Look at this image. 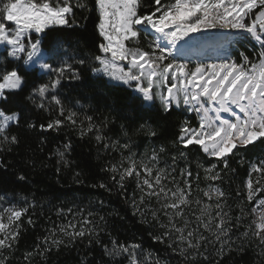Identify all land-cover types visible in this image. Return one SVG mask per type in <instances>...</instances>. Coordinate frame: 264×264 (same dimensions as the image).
<instances>
[{
  "label": "snow or ice",
  "instance_id": "snow-or-ice-1",
  "mask_svg": "<svg viewBox=\"0 0 264 264\" xmlns=\"http://www.w3.org/2000/svg\"><path fill=\"white\" fill-rule=\"evenodd\" d=\"M141 8L142 0H95L96 30L101 42L97 45L99 54L91 57L90 71L93 76L127 86L132 92V103L154 106L158 102L165 113L174 106L194 111L198 126L182 121L180 134L173 143L183 149L199 146L207 156L222 163L223 169L229 168V159L241 150L262 149L260 156L247 161L246 195L238 206L239 216L233 217L230 207L224 210L228 207V196L213 183L222 178L223 169L217 171V163L207 167L197 165L203 169L208 184L206 188L199 187L197 171L194 193L190 166L180 169L179 181L173 174L174 166H159L160 153L166 151L164 146L137 159L130 142L121 144L119 139L112 140L102 134L114 117H105L97 124L92 116L81 117V113L65 106L59 94L62 82L81 81L75 65H85L86 60L56 61L63 48L57 30L76 24V9L91 11L85 0H0V47L3 48L0 100L7 101L11 95L21 97V105L30 102L49 112L55 109L57 118L49 120L47 125L41 124V129L59 131L61 127H73L81 137L93 134L105 151H118L120 159L109 162L104 171L111 173L110 179L121 190L126 189L128 179L135 180L136 190L130 197L133 214L155 230L148 234L153 241L184 258L185 264L210 261V256L215 257V264H220L234 250V245L236 251L243 252L244 242L252 240L257 241L256 247L264 256V195H260L264 193V0H152L151 10L141 12ZM222 39L225 44L219 45L220 49L228 43L249 40L259 44L261 50L255 60L240 53L239 62L219 56L211 62L192 63L191 54L202 41ZM37 70L47 79L22 96L27 75ZM222 113H230L231 118H225ZM19 120V112L0 109V152L10 151L18 143L17 136L9 134V128L18 125ZM137 131L157 135L147 121ZM63 148L64 151L57 149L55 154L60 162L70 166L66 152L71 150V141ZM179 155L186 159L188 153L181 151ZM172 159L174 165L176 157ZM240 163L245 161L241 159ZM3 166L0 159V167ZM94 187L111 191L103 181ZM4 199L0 196V200ZM253 200L256 204L251 209L242 206ZM33 206L26 202L0 207V264H10L21 231L19 221ZM57 215H71V219L46 229L47 235L35 249L24 254L25 264H31L34 255L46 257L53 248L58 250L78 239L87 238L89 245L94 240L101 244L103 228L96 222V214L89 211L85 215L83 210L74 212L69 208L58 209ZM246 216L252 217L251 222L233 240L234 229ZM99 219L104 221L103 216ZM28 223H34L31 216ZM101 247L109 264H168L141 243H121L112 237Z\"/></svg>",
  "mask_w": 264,
  "mask_h": 264
},
{
  "label": "trees",
  "instance_id": "trees-1",
  "mask_svg": "<svg viewBox=\"0 0 264 264\" xmlns=\"http://www.w3.org/2000/svg\"><path fill=\"white\" fill-rule=\"evenodd\" d=\"M85 2L91 11L76 9V24L57 30L63 48L56 55V61L86 60L85 65H75L82 76L81 81L62 82L63 87L59 94L65 106L81 113V117L85 114L92 116L97 124L104 121L105 117L110 119L114 117V120L103 128L102 134L112 140L119 139L121 144L130 142L137 159L145 153L150 155L152 149L158 150L164 146L166 151L160 153L159 166H174L176 172L173 174L178 181L181 179L180 169L190 166L193 173V192L195 193L197 186L195 180L197 171L200 173L199 187L206 188L208 182L204 180L203 169H198L197 165L207 167L211 163H217L216 159L207 156L197 145L183 149L179 144L173 143L180 134L182 121H189L192 127L198 126L197 114L188 113L183 107H173L172 111L165 113L160 109L158 102L154 106L132 103L130 99L132 92L127 86L116 85L106 77L99 78L91 73L90 68L93 66L91 57L99 54L97 45L101 42V38L96 30L98 15L95 0H85ZM151 5L152 0H142L141 12L151 10ZM44 47L48 51V44ZM260 50L253 41L240 42L233 51V56L238 62L240 53L255 60ZM46 79L47 77L39 70L27 75L22 96H27L36 84ZM20 99L21 97L9 95L7 101L0 100V109L9 113L13 111L20 113L19 124H12L9 128V134L16 135L18 143L12 145L10 151L0 152V159L4 164L0 167V196L5 197L4 200H0V207H6L9 203L24 205L26 202L34 206L30 207L19 221L21 231L10 264H25L24 254L35 249L40 239L47 235L46 229L71 219V215H57L58 209L69 208L74 212L78 209L83 210L85 215L89 211L96 214L95 220L103 228L99 237L101 244L109 243L112 237L121 243H141L144 249L160 255L162 259L168 261V264H185L184 258L172 253L163 244L153 241L148 234L155 230L150 224L143 222L139 215L133 214L130 197L136 190L135 180L128 179L126 189L121 190L110 179L111 173L104 171L109 162L115 163L120 159L119 152L105 151L94 139L93 134L81 137L78 129L73 127H61L59 131L41 129V124L47 125L49 120L57 118L56 110L53 109L51 112L42 110L30 102L21 105ZM145 121L156 130L155 137L148 135L146 131H137L139 125ZM33 123L36 126L29 127ZM125 132L128 133L127 136L124 135ZM69 141H71V150L66 152V158L71 164L65 166L55 153L57 149L64 151L63 145ZM181 151L188 153L186 159L180 158ZM261 151L260 148L251 147L247 151L241 150L229 159L228 169H223V164L217 163V171L223 169L222 178L213 183L219 185L227 194L228 207L224 210L228 211L230 207L233 217L240 215L238 206L246 195L244 185L249 170L247 161L255 160L261 155ZM124 155L127 156L128 153L125 152ZM173 157H176L174 165ZM241 159L245 163H240ZM57 168L60 169L59 172ZM77 173L79 176L76 175ZM20 176H24L25 179H19ZM253 179L255 180V174ZM77 180L82 183H77ZM102 181L111 191L94 187ZM152 203L155 205V201ZM255 204L256 200H253L242 206L251 209ZM29 216L33 224L28 223ZM101 216L104 217L103 222L99 219ZM251 219V216H246L240 222L233 231V240L245 230V225L251 222ZM244 243L243 252L236 251L234 245V250L227 253L220 264H264V256L260 255V250L256 247L257 241ZM101 244H97L94 240L89 245L87 238L78 239L72 244L62 245L58 250L53 248L46 257L34 255L30 258L31 264H109ZM211 251L212 249L209 248V253ZM200 264H215V257L210 256V261L202 260Z\"/></svg>",
  "mask_w": 264,
  "mask_h": 264
},
{
  "label": "rangeland",
  "instance_id": "rangeland-1",
  "mask_svg": "<svg viewBox=\"0 0 264 264\" xmlns=\"http://www.w3.org/2000/svg\"><path fill=\"white\" fill-rule=\"evenodd\" d=\"M195 35H196V36H200L201 34H200V33H196ZM209 41H210V40H209ZM209 41H202L201 43H202L204 46L209 47V46H210V45L208 44ZM240 42H249V40H240V41H236V42H234V43H228L227 45H225V48H224V49H220L219 46H216V47H219V49L222 50L223 52H224V50H225V52H224L223 54H222V52L219 53V54H211V53H208V54H206V55H204V56H200V57H191V61H192L193 64H194L195 61H197V60H199V61H201V62H211V60H213V59H217L219 56H229V57H231V58L236 59V58L233 56V51L237 49L238 44H239ZM253 42H254L257 46H259V44H257L255 41H253ZM206 43H207V45H206ZM259 47H260V46H259ZM2 51H3V48L0 47V55H1V52H2ZM236 60H237V59H236ZM190 66H191V65H190ZM181 107L187 109L185 106H181ZM189 112L192 113V112H194V111H189ZM222 115H223L225 118H231L230 113H222ZM254 206H255V205H254Z\"/></svg>",
  "mask_w": 264,
  "mask_h": 264
},
{
  "label": "bare ground",
  "instance_id": "bare-ground-1",
  "mask_svg": "<svg viewBox=\"0 0 264 264\" xmlns=\"http://www.w3.org/2000/svg\"><path fill=\"white\" fill-rule=\"evenodd\" d=\"M208 44L210 45L209 47L204 46L201 43V46L193 51V53L191 54V57H200V56H204V55H206L208 53H211V54H219V53L222 52V54H223L225 52V50L223 52L222 50L219 49V47H216V46H219L221 44H225V41L223 39L222 40H218V41H212V40H210L208 42ZM206 45H207V43H206ZM213 48H216L217 50L216 51H213Z\"/></svg>",
  "mask_w": 264,
  "mask_h": 264
},
{
  "label": "built area",
  "instance_id": "built-area-1",
  "mask_svg": "<svg viewBox=\"0 0 264 264\" xmlns=\"http://www.w3.org/2000/svg\"><path fill=\"white\" fill-rule=\"evenodd\" d=\"M175 107V106H174ZM177 108H180V107H177ZM188 111V110H187ZM188 113H189V111H188Z\"/></svg>",
  "mask_w": 264,
  "mask_h": 264
}]
</instances>
